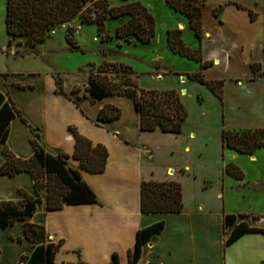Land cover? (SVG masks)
Instances as JSON below:
<instances>
[{
  "label": "crops",
  "instance_id": "obj_1",
  "mask_svg": "<svg viewBox=\"0 0 264 264\" xmlns=\"http://www.w3.org/2000/svg\"><path fill=\"white\" fill-rule=\"evenodd\" d=\"M215 4L223 6L217 15L212 12ZM209 8L212 15L208 26L203 8V36L197 45L191 46L201 48L202 59L197 60L200 69L173 70L175 79L167 81L156 66L155 81L137 80L144 88H173L179 93L187 115L177 132L160 127L141 130L139 114L129 96L109 94L94 99L85 89L82 93L72 91L79 84L64 86L62 81L68 95L65 96L57 92L55 79L49 72L0 70L6 73L0 74V90L8 93L18 110L9 123L6 140L9 149L18 157H29L33 153L31 127H34L45 151L70 155L67 165L79 169L97 197L94 202L48 209L46 190L41 188L40 201L32 214L13 224H0V264H20L21 255L29 254L38 243L25 237L24 222L43 224L47 240L59 242L55 264H100L109 261L113 252L119 256V264H128V251L134 246L136 231L159 220H163V228L141 246L135 264H264L261 232H245L224 245L231 226L223 225L224 214L234 213L237 221L243 219L249 225L264 228V146L244 153L223 145L221 139L224 128L264 126V0H215ZM249 9L254 14L252 19ZM185 21L180 19L177 24L188 25L186 16ZM71 23L76 34L82 22ZM227 27L230 34L225 33V37L243 52L246 68L243 74L225 78L221 74H208V68L229 64L230 51H220L228 54L226 58L217 51L206 54L204 47L215 30L223 35ZM256 39L261 47L259 58L250 52V42ZM204 60L211 63L201 67ZM255 62L260 63L261 75H253L251 64ZM199 70L205 79L223 80L222 99L206 84L187 76L188 72ZM84 75L86 82L87 73ZM29 84L32 87L19 86ZM104 103L119 106L121 115L109 121L98 120L97 113ZM69 125L107 147L103 171L79 167V160L71 156L74 136ZM2 146L0 142V164L4 160ZM227 162L239 166L243 177L227 173L224 170ZM142 179L179 181L181 210L142 212ZM23 192L31 195L36 192L29 172L0 174V199H20ZM241 213L247 215L241 217Z\"/></svg>",
  "mask_w": 264,
  "mask_h": 264
},
{
  "label": "trees",
  "instance_id": "obj_2",
  "mask_svg": "<svg viewBox=\"0 0 264 264\" xmlns=\"http://www.w3.org/2000/svg\"><path fill=\"white\" fill-rule=\"evenodd\" d=\"M176 11L184 14L188 25L194 35L200 40L202 32V11L205 0H165ZM240 6V4H237ZM218 4L212 12L217 15L222 9ZM249 15L254 18L249 9ZM125 15L126 19L115 27L114 33L106 31L105 20L108 17ZM79 18L84 23L94 22L101 41L115 36L117 39L139 42H148L154 35V17L148 7L140 0H122L118 4H110L108 0H5V29L8 44H25L27 48H16L14 55H24L36 52L35 46L44 41L54 28L69 22L65 28V38L69 43V50H78L79 45L73 38L75 26L71 23L73 18ZM167 44L170 49L180 55L200 61L201 48L187 46L182 38L181 29L170 28L166 32ZM120 42H118V45ZM8 53L9 49L6 48ZM211 61L204 60L201 67L207 66ZM253 75H261L260 63L251 64ZM122 70L133 73L130 65L115 61L102 60L95 71L88 73L84 88L94 99H100L109 94L126 95L132 98L136 111L139 114L140 129L152 130L160 127L166 131H180L182 122L187 115L185 106L179 93L173 88L155 89L141 87L129 76L122 80L109 77L107 70ZM5 75L6 73H0ZM187 76L207 85L222 99V79H205L199 71L188 72ZM56 90L68 96L63 90L62 79L55 78ZM32 87V85H19ZM72 91H79L73 87ZM18 113L8 93L0 90V142L3 144L4 160L0 164V174L13 175L19 171H27L34 179L35 195L23 192L20 199H0V224H13L32 214L40 201L39 190H46L45 202L48 209L61 208L68 203H87L97 201L92 188L81 177L79 169L67 165L68 153L59 152L51 154L45 151L39 142V133L34 127L31 143L33 153L27 158L16 156L7 146L6 140L9 132V123ZM121 115V108L113 103H104L98 113L97 119L109 121ZM23 121L26 122L25 118ZM74 136V150L72 157L79 160V167L91 172H100L105 168L108 150L100 142H93L88 137L79 133L75 126L69 125ZM222 143L239 152L252 153L256 148L264 146V126L224 128L221 132ZM227 173L237 178L243 177L239 166L227 162L224 166ZM182 208L181 184L174 179L155 181L142 179L140 182V210L142 212H178ZM241 217L247 214H239ZM256 217V216H254ZM163 220L146 225L136 231L134 246L128 251V264H135L141 253V246L146 243L151 235L163 228ZM223 225L231 226L224 245L234 241L245 232H261L264 228L249 225L246 220L237 221L234 213H226ZM24 235L32 241L38 242L29 254L21 255L20 264H55L54 254L59 242L47 240L45 227L41 223L24 222ZM100 264H119L117 252L111 254L110 260Z\"/></svg>",
  "mask_w": 264,
  "mask_h": 264
},
{
  "label": "rangeland",
  "instance_id": "obj_3",
  "mask_svg": "<svg viewBox=\"0 0 264 264\" xmlns=\"http://www.w3.org/2000/svg\"><path fill=\"white\" fill-rule=\"evenodd\" d=\"M140 1L148 7L155 22L154 35L148 42L142 43L135 39L125 41L117 39L115 36L101 41V37L97 33L96 23L84 22L81 24V29L76 34L73 33V38L78 43L79 49L69 50V43L65 38L64 31L69 22H65L60 27L54 28L44 41L39 42L35 46L36 52L14 55L13 52L16 48L27 47L24 43L18 45L15 41L8 44V36L5 29V0H0V70L11 73L38 72L43 74L49 72L54 79L58 75L62 79L64 86L79 84L76 87L82 93L85 89L84 85L87 82V79L85 82L84 72L88 76V73L95 71L97 65L104 59L128 64L134 71L129 74L121 69L118 71L109 69L106 71L109 77L115 80H122L124 76H129L137 83V80H141L142 83H152V81H155L153 79V72L156 66L159 67L160 71L164 72V79L167 81L175 79L174 74L171 73L173 70H190L193 67L200 69L197 60L181 56L167 46L166 32L170 28L181 29L182 38L187 46L191 47L193 44H198V38L187 24L184 26L177 24L180 19L185 21L184 14L169 8L164 0ZM214 1L205 0L203 7L206 9L205 12L208 15L205 18L207 26L211 14L209 7ZM229 15L232 16L233 14L228 13ZM73 19L71 21L77 22L79 20L77 17ZM125 19V15L108 17L105 20L106 31L113 34L115 27ZM225 33L230 34L228 27L225 28L223 35H220V31L215 30L213 38L207 40L204 50L206 54L217 51L226 58L228 54L220 51H230L229 64L225 63L223 65L222 63L208 68V74H221L226 78L228 75L234 73L243 74L246 67L243 52L233 42L226 39ZM118 42H120L119 45ZM6 48L9 49L8 53L5 52ZM250 52L255 58L261 56V47L257 39L250 42ZM260 150L262 149L260 148ZM244 158L247 159V156L244 155Z\"/></svg>",
  "mask_w": 264,
  "mask_h": 264
},
{
  "label": "built area",
  "instance_id": "obj_4",
  "mask_svg": "<svg viewBox=\"0 0 264 264\" xmlns=\"http://www.w3.org/2000/svg\"><path fill=\"white\" fill-rule=\"evenodd\" d=\"M64 24V23H63Z\"/></svg>",
  "mask_w": 264,
  "mask_h": 264
}]
</instances>
